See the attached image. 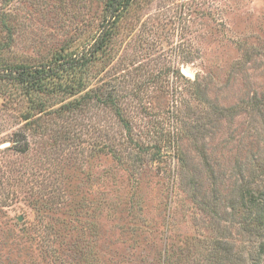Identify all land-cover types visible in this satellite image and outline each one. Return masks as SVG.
Returning a JSON list of instances; mask_svg holds the SVG:
<instances>
[{
  "label": "rangeland",
  "instance_id": "374dc122",
  "mask_svg": "<svg viewBox=\"0 0 264 264\" xmlns=\"http://www.w3.org/2000/svg\"><path fill=\"white\" fill-rule=\"evenodd\" d=\"M106 1L0 0V264H263L264 0H130L83 68L9 78L85 53Z\"/></svg>",
  "mask_w": 264,
  "mask_h": 264
},
{
  "label": "trees",
  "instance_id": "16d2710c",
  "mask_svg": "<svg viewBox=\"0 0 264 264\" xmlns=\"http://www.w3.org/2000/svg\"><path fill=\"white\" fill-rule=\"evenodd\" d=\"M129 1L130 0H107L105 2L101 29L87 51L82 53L81 56L76 57V55H69L65 57V55H60L50 66L48 65V68L46 69L47 71H44L41 68L10 70L9 78L17 83L25 85L32 91H44L47 88V81L56 77L57 74L70 73L74 70L83 68L93 59L97 52L105 47L106 42L112 34V30L119 13L129 4ZM73 88H69L70 92H72V90L73 92L76 90ZM26 147V144L22 148L18 149L17 147L16 151L18 153H23L27 151ZM246 211L247 214H254L252 224L255 228L258 227V229L264 233V215L262 214L263 207L257 208L256 205L251 202L249 203V207H247ZM213 246L214 252H210L205 264H245L243 255L240 252L235 253L228 243L216 240L213 242ZM257 255L260 259L264 257V243L260 245Z\"/></svg>",
  "mask_w": 264,
  "mask_h": 264
},
{
  "label": "water",
  "instance_id": "95a60500",
  "mask_svg": "<svg viewBox=\"0 0 264 264\" xmlns=\"http://www.w3.org/2000/svg\"><path fill=\"white\" fill-rule=\"evenodd\" d=\"M21 220V219H20Z\"/></svg>",
  "mask_w": 264,
  "mask_h": 264
}]
</instances>
